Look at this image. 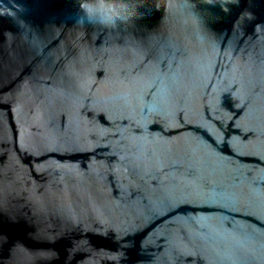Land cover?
Returning a JSON list of instances; mask_svg holds the SVG:
<instances>
[{
	"label": "water",
	"instance_id": "water-1",
	"mask_svg": "<svg viewBox=\"0 0 264 264\" xmlns=\"http://www.w3.org/2000/svg\"><path fill=\"white\" fill-rule=\"evenodd\" d=\"M0 264H264V0H0Z\"/></svg>",
	"mask_w": 264,
	"mask_h": 264
}]
</instances>
